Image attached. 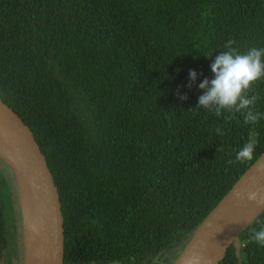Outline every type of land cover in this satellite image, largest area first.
<instances>
[{
    "label": "trees",
    "instance_id": "1",
    "mask_svg": "<svg viewBox=\"0 0 264 264\" xmlns=\"http://www.w3.org/2000/svg\"><path fill=\"white\" fill-rule=\"evenodd\" d=\"M230 38L241 51L264 47V0H0V99L52 173L63 264H174L264 152V120L193 109ZM253 91L264 112V81ZM252 128L254 158L227 165ZM257 219L264 210L218 264H264V247L245 246ZM24 256L17 188L0 157V264Z\"/></svg>",
    "mask_w": 264,
    "mask_h": 264
},
{
    "label": "water",
    "instance_id": "2",
    "mask_svg": "<svg viewBox=\"0 0 264 264\" xmlns=\"http://www.w3.org/2000/svg\"><path fill=\"white\" fill-rule=\"evenodd\" d=\"M0 139L7 149L0 157L17 188L25 264H63V219L52 173L30 128L1 99ZM245 189L264 190V152L195 229L174 264H218L231 244L238 253L240 233L264 210V204L235 198Z\"/></svg>",
    "mask_w": 264,
    "mask_h": 264
},
{
    "label": "clouds",
    "instance_id": "3",
    "mask_svg": "<svg viewBox=\"0 0 264 264\" xmlns=\"http://www.w3.org/2000/svg\"><path fill=\"white\" fill-rule=\"evenodd\" d=\"M235 41L228 39L223 45L224 51L218 52L210 64L213 78H205L198 84V89L202 94L198 97L196 106L193 109H205L215 117L223 116L226 120L235 119L237 114L243 119L245 125L254 126L264 120V112L256 110V102L259 96L253 91L254 86L264 81V47L251 46L245 51L235 47ZM208 57V56H207ZM190 83L197 80V72L189 71ZM179 99L186 100L187 95L180 96ZM217 135H223L220 128L215 129ZM258 145V133L252 128L249 131L246 142L236 152L234 159H228L227 165L234 163H244L254 158V153ZM237 199H246L255 202L257 205L264 204V190L245 189L234 193ZM255 223L260 227L251 229V234L245 241L256 243L264 247V222L257 219ZM199 259V257H194ZM113 264L118 262L113 261ZM153 264H158L154 261Z\"/></svg>",
    "mask_w": 264,
    "mask_h": 264
},
{
    "label": "bare ground",
    "instance_id": "4",
    "mask_svg": "<svg viewBox=\"0 0 264 264\" xmlns=\"http://www.w3.org/2000/svg\"><path fill=\"white\" fill-rule=\"evenodd\" d=\"M2 151H7V149H6L3 141L0 139V152H2Z\"/></svg>",
    "mask_w": 264,
    "mask_h": 264
}]
</instances>
